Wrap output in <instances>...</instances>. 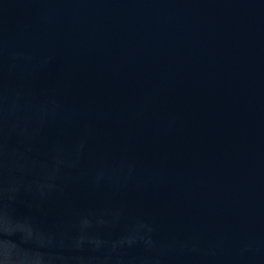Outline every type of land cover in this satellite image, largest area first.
Listing matches in <instances>:
<instances>
[{"label":"water","instance_id":"95a60500","mask_svg":"<svg viewBox=\"0 0 264 264\" xmlns=\"http://www.w3.org/2000/svg\"><path fill=\"white\" fill-rule=\"evenodd\" d=\"M0 264H264V0H0Z\"/></svg>","mask_w":264,"mask_h":264}]
</instances>
